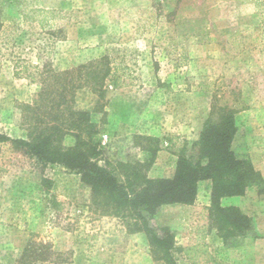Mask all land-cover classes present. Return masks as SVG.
<instances>
[{
	"label": "rangeland",
	"instance_id": "obj_1",
	"mask_svg": "<svg viewBox=\"0 0 264 264\" xmlns=\"http://www.w3.org/2000/svg\"><path fill=\"white\" fill-rule=\"evenodd\" d=\"M24 6L58 10L62 33L42 31L0 0V24L21 20L9 46L0 45V133L27 136L22 105L36 98L43 65L62 71L103 55L113 67L104 93L79 87L74 101L91 112L103 157L113 163L150 158L148 175L170 178L181 150L194 154L204 126L232 109L238 125L232 149L260 178L221 205L236 210L234 219L249 218L250 230L214 225L211 180L199 182L192 204H165L149 222L172 230L177 264H264V0H25ZM139 136L153 140L150 151ZM29 242L48 246L53 259L36 264H166L144 232H130L92 206L80 174L41 167L0 142V264H16Z\"/></svg>",
	"mask_w": 264,
	"mask_h": 264
},
{
	"label": "trees",
	"instance_id": "obj_2",
	"mask_svg": "<svg viewBox=\"0 0 264 264\" xmlns=\"http://www.w3.org/2000/svg\"><path fill=\"white\" fill-rule=\"evenodd\" d=\"M4 1L19 7L22 20L35 21L42 31L53 36L61 35L62 28L56 25L61 18L58 10L24 6L25 0ZM20 23L21 20L10 25L0 24L1 46H9L13 39L11 30L18 29ZM39 73L42 86L36 98L33 103L22 105L24 121L28 125L27 136L13 138L0 133V142L9 143L14 151L41 167L61 166L80 174L90 188L92 206L102 214L118 217L130 232H144L151 248L166 264H177L173 256L178 249L175 235L169 227L155 229L149 221L165 204H192L202 180L212 181L208 210L218 230L226 227L225 224L232 228L230 233L234 229L250 230L249 218L242 215L234 219L236 210L221 205L223 198L243 195L260 178L252 164L238 159L232 149L238 131L234 110H225L218 121L204 126L195 143L194 154L188 155L185 149L181 150L172 177L152 178L148 175L150 158L114 163L104 159V148L97 138L99 125L91 112L75 106L74 96L79 87H89L101 95L104 93L106 83L113 75L109 56L103 55L62 71L45 64ZM68 138L72 139L69 145L66 144ZM139 138L149 141V147L144 145L142 148L150 151L153 140ZM45 181L50 182L49 179ZM55 204L59 209L57 199ZM47 252L48 246L29 242L16 264L49 262L53 259Z\"/></svg>",
	"mask_w": 264,
	"mask_h": 264
}]
</instances>
